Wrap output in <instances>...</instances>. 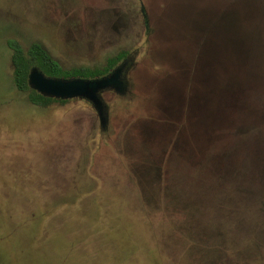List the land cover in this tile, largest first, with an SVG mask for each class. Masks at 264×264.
<instances>
[{
  "label": "rangeland",
  "instance_id": "374dc122",
  "mask_svg": "<svg viewBox=\"0 0 264 264\" xmlns=\"http://www.w3.org/2000/svg\"><path fill=\"white\" fill-rule=\"evenodd\" d=\"M232 1L0 0V264H264L260 153L198 111L231 69ZM10 40L65 69L129 54L104 126L86 100L29 101Z\"/></svg>",
  "mask_w": 264,
  "mask_h": 264
},
{
  "label": "water",
  "instance_id": "95a60500",
  "mask_svg": "<svg viewBox=\"0 0 264 264\" xmlns=\"http://www.w3.org/2000/svg\"><path fill=\"white\" fill-rule=\"evenodd\" d=\"M215 4L219 5L217 0ZM225 7L219 13L227 36L222 52L231 56V69L212 71L210 95L204 94L207 102L199 100L198 111L207 118L204 131L213 138L231 136L227 146L230 151H239V146L257 151L264 168V0H234ZM124 64L92 78L50 76L34 65L28 73V84L45 97L86 100L105 121L104 95L121 92L129 85L126 75L121 79Z\"/></svg>",
  "mask_w": 264,
  "mask_h": 264
},
{
  "label": "trees",
  "instance_id": "16d2710c",
  "mask_svg": "<svg viewBox=\"0 0 264 264\" xmlns=\"http://www.w3.org/2000/svg\"><path fill=\"white\" fill-rule=\"evenodd\" d=\"M9 46L12 49L11 62L13 65V78L16 87L23 92L28 93V99L35 105L47 106L53 102V98L45 97L37 91L30 88L28 84V73L32 66H38L43 72L50 76L59 77H84L92 78L107 74L124 60L126 53H120L110 59L108 65L94 69L90 67H77L73 69L63 68L53 58L47 48L40 43H33L28 48H24L20 43L10 40Z\"/></svg>",
  "mask_w": 264,
  "mask_h": 264
},
{
  "label": "flooded vegetation",
  "instance_id": "af4514ba",
  "mask_svg": "<svg viewBox=\"0 0 264 264\" xmlns=\"http://www.w3.org/2000/svg\"><path fill=\"white\" fill-rule=\"evenodd\" d=\"M143 5L144 4H142V11L144 12V16H145V23H146V27H148V23H147V16H146V13H145V8L143 7ZM52 55V54H51ZM54 58V57H53ZM55 59V58H54ZM129 59H130V57H129V54L128 55H126L125 56V58H124V60H122V62H125V66H124V71H123V74H122V76H121V79H123V80H125V72H126V68H127V64L129 63ZM56 60V59H55ZM57 61V63H59V61L58 60H56ZM121 63V62H120ZM119 63V64H120ZM60 65H61V63H59ZM63 68H65L63 65H61ZM126 91V89L125 88H123L122 89V91L121 92H115V91H110V92H108L107 94H123V92H125ZM55 101H66V100H61V99H54L53 100V102H55ZM105 103V102H104ZM104 109H105V112H106V104H105V107H104ZM98 113V112H97ZM99 114V116H100V120H101V124H102V126H104L103 124H105V121L103 120V117L100 115V113H98Z\"/></svg>",
  "mask_w": 264,
  "mask_h": 264
}]
</instances>
